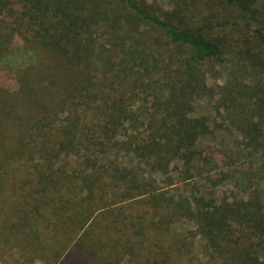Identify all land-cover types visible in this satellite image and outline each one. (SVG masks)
Here are the masks:
<instances>
[{
	"label": "trees",
	"instance_id": "1",
	"mask_svg": "<svg viewBox=\"0 0 264 264\" xmlns=\"http://www.w3.org/2000/svg\"><path fill=\"white\" fill-rule=\"evenodd\" d=\"M210 1L214 14L193 15ZM206 2L0 0V229L25 236L23 259L186 264L189 236L172 227L187 219L207 264H264V187L234 199L157 188L156 175L173 186L182 167L187 184L215 161L200 149L216 132L193 113L201 97L264 174V0ZM230 53L249 79L212 85Z\"/></svg>",
	"mask_w": 264,
	"mask_h": 264
},
{
	"label": "rangeland",
	"instance_id": "2",
	"mask_svg": "<svg viewBox=\"0 0 264 264\" xmlns=\"http://www.w3.org/2000/svg\"><path fill=\"white\" fill-rule=\"evenodd\" d=\"M149 4H153L156 8H175L179 0H149ZM200 1V0H198ZM206 2V0H201ZM186 4H191L192 0H184ZM197 2V1H196ZM207 6L199 7L202 11H197L199 4L195 5L192 9L193 15H200L202 17H208L214 14V11L209 7H216L219 2L214 3L206 2ZM216 4V5H215ZM220 17L224 19L225 15H230L232 11L225 10L220 7ZM190 17H194L189 13ZM188 15V17H189ZM207 15V16H206ZM195 20V18H193ZM27 58H29L27 56ZM43 63L46 65V55H43ZM40 61V60H38ZM41 62V61H40ZM228 77L236 78L240 83L246 81L250 77V71L243 60H241L236 54H228L222 60V63L216 67V70L210 74V80L212 85L219 82L224 84ZM194 115L202 116L207 115L212 121V128L216 132L210 137L204 138L200 142L201 151L204 155H209L211 159L215 160L211 164H204L198 167L195 174L190 173L193 176L187 184L182 182L185 173L184 168L172 169V175L174 176L175 183L173 186L168 185V181L160 175H156L157 188L162 193L171 195L178 198L180 195L183 197H191L204 192L216 196L217 198H229L234 199L249 193L250 188L264 187V174L259 171V166L256 164V158L246 159L240 151V146L235 140L236 131L232 128L229 115L225 109H219L218 103L212 101L208 97L198 98L194 105ZM216 122V123H214ZM210 159V160H211ZM195 176V177H194ZM19 217H28L32 220L34 213H18ZM35 216V215H34ZM4 217L0 215V220ZM34 219V218H33ZM20 231V227H17ZM173 233L189 236L188 249L189 255H184L186 264H207L208 263V248L206 242L197 236L195 238V224L187 219H177L172 227ZM22 234H19V238L12 241H7V238L2 234L0 229V256L5 259V264H54L55 260L51 254L50 261L45 262L42 254V250L30 252L29 257L23 259L25 242H23ZM2 249V251H1ZM6 249V250H4ZM3 264V262H0Z\"/></svg>",
	"mask_w": 264,
	"mask_h": 264
}]
</instances>
